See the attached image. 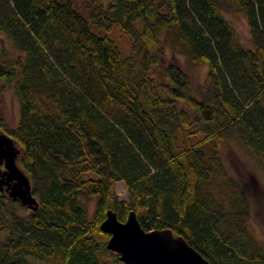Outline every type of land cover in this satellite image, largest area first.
Wrapping results in <instances>:
<instances>
[{"label":"trees","instance_id":"16d2710c","mask_svg":"<svg viewBox=\"0 0 264 264\" xmlns=\"http://www.w3.org/2000/svg\"><path fill=\"white\" fill-rule=\"evenodd\" d=\"M114 26L130 39L125 54ZM0 34L17 51L0 39V80L19 102L17 124L0 118V130L38 201L0 191V264H110L103 251L120 262L99 227L107 208L170 227L212 264H264L246 190L222 154L235 133L264 165V0H0ZM162 42L207 67L204 88L163 63ZM83 197L95 198L91 217Z\"/></svg>","mask_w":264,"mask_h":264},{"label":"rangeland","instance_id":"374dc122","mask_svg":"<svg viewBox=\"0 0 264 264\" xmlns=\"http://www.w3.org/2000/svg\"><path fill=\"white\" fill-rule=\"evenodd\" d=\"M225 17L232 24L240 41L244 45H249V32L244 15L239 11L231 10L225 12ZM110 35L115 38L121 52L125 54L130 44L129 37L118 26L113 27ZM0 39L8 54H17V51L9 45V40L6 37L0 34ZM1 44L0 42V46ZM161 47L163 63L177 62L188 74L193 92L196 93L207 85V67L204 64L189 67L182 54L173 52L165 42H162ZM0 118L9 127H14L19 119L18 99L11 84L3 80H0ZM222 154L226 168L231 175L241 181L246 190L250 204V213L247 218L249 230L264 244V165L240 143L235 133L229 134L223 140ZM114 190L118 198L126 196L123 182L117 181ZM83 201L91 217L95 212V198L83 197ZM100 257L110 264H123L121 261H117L115 255L110 251L101 252ZM30 263L49 264L33 258H30Z\"/></svg>","mask_w":264,"mask_h":264},{"label":"water","instance_id":"95a60500","mask_svg":"<svg viewBox=\"0 0 264 264\" xmlns=\"http://www.w3.org/2000/svg\"><path fill=\"white\" fill-rule=\"evenodd\" d=\"M19 151L14 139L0 130V191L5 189L10 197L35 209L38 201L30 179L16 163ZM99 227L108 233L105 247L116 252L123 264H212L170 227L145 229L133 209L120 220L107 208Z\"/></svg>","mask_w":264,"mask_h":264},{"label":"flooded vegetation","instance_id":"af4514ba","mask_svg":"<svg viewBox=\"0 0 264 264\" xmlns=\"http://www.w3.org/2000/svg\"><path fill=\"white\" fill-rule=\"evenodd\" d=\"M4 191H5V189H4Z\"/></svg>","mask_w":264,"mask_h":264}]
</instances>
